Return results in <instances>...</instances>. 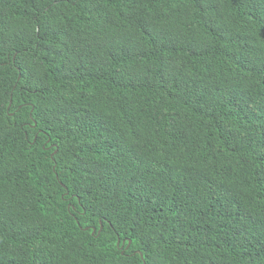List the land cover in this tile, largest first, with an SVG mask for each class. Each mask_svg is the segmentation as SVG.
Returning <instances> with one entry per match:
<instances>
[{"label":"trees","instance_id":"16d2710c","mask_svg":"<svg viewBox=\"0 0 264 264\" xmlns=\"http://www.w3.org/2000/svg\"><path fill=\"white\" fill-rule=\"evenodd\" d=\"M0 264H264V0H0Z\"/></svg>","mask_w":264,"mask_h":264},{"label":"water","instance_id":"95a60500","mask_svg":"<svg viewBox=\"0 0 264 264\" xmlns=\"http://www.w3.org/2000/svg\"><path fill=\"white\" fill-rule=\"evenodd\" d=\"M86 229H89V227H87ZM96 231H97V229H96V228H93V234H95ZM100 231H101V230H99L98 233H100ZM130 242H131V240H130ZM119 243H120V240H119ZM141 256L143 257V254H142V253H141Z\"/></svg>","mask_w":264,"mask_h":264}]
</instances>
